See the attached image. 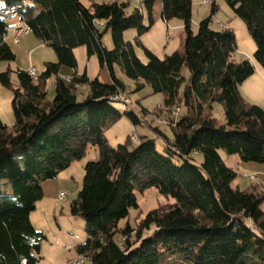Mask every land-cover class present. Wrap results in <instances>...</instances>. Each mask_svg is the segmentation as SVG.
<instances>
[{
  "label": "trees",
  "instance_id": "1",
  "mask_svg": "<svg viewBox=\"0 0 264 264\" xmlns=\"http://www.w3.org/2000/svg\"><path fill=\"white\" fill-rule=\"evenodd\" d=\"M157 1L143 0L128 13L129 2L120 0L89 6L81 0H0V59H15L4 39L10 25L1 14L10 8L18 12L13 20L25 22L57 55L36 79L18 69L17 87L10 69L0 72V81L14 91L15 118L8 127L0 117V264H40L47 236L36 229L31 214L43 198V182L82 159L89 146L98 149L99 157L84 166L83 183L71 202V213L83 219L88 235L76 245L87 264H264V192L233 187L238 174L220 154L224 150L264 163V108L240 91L255 65L250 58H236L231 26H212L219 9L215 0L209 1L211 13L196 33L192 0H160L164 20H182L185 49L161 58L137 40L147 56L144 62L124 33L148 31L143 6L152 19ZM226 1L245 21L256 44L254 58L264 69V0ZM107 31L112 49L104 43ZM79 46L108 68L112 82L91 79L86 71L69 81L59 75L62 65L77 68ZM116 66L137 90L149 85L153 93L164 94L168 107L186 106L187 114L170 124L172 138L156 130L166 143L163 150L148 136L132 148L109 143L106 130L123 115L143 122L136 111L121 112L114 105L122 100L113 97L127 88ZM53 76L51 99L47 80ZM217 103L224 107L222 124L211 113ZM149 188L174 201L148 211L139 228L120 227L139 205L136 192Z\"/></svg>",
  "mask_w": 264,
  "mask_h": 264
},
{
  "label": "rangeland",
  "instance_id": "2",
  "mask_svg": "<svg viewBox=\"0 0 264 264\" xmlns=\"http://www.w3.org/2000/svg\"><path fill=\"white\" fill-rule=\"evenodd\" d=\"M81 1L89 6L93 1L100 0ZM120 1L129 2L128 13H131L143 0ZM215 1L219 9L212 26L219 28L220 22L231 26L235 31L238 44L236 58L238 60L243 58L253 60L256 44L245 21L235 15L226 0ZM192 2V29L196 33L199 30V22L211 13L212 3L206 2V0H192ZM143 9L144 25L149 27L148 31L140 36L136 29L126 30L124 33L125 40L134 44L139 57L144 62L147 61L144 49L137 43V40L161 58L175 50L184 51L186 33L182 20L178 17H173L168 21L164 20L161 16L160 2L157 3L156 9L152 13V19L144 6ZM19 21V18L18 20H8V24L11 27H16L18 24L20 25ZM104 43L109 49L114 47L110 31L105 33ZM8 44L15 53V59L11 61L0 59V72L11 70L10 76L13 87L18 85V69L27 71L35 67L39 74L45 69L47 62L57 61V55L53 47L43 43L33 32L24 34L19 42H15L14 38L10 37ZM74 51L78 61L77 68L62 65L59 70L61 77L69 81L75 73L82 74L86 71L91 79L97 77L104 83L112 82L108 68L100 67L96 55L88 56L85 46H79ZM257 66L260 67L258 64ZM259 70L256 69V72L250 76L252 79L246 87L244 86L245 89H242V93H244L243 96L246 100L264 108V69ZM116 73L127 85L124 94L130 102L125 104L122 101H116L114 105L121 112L126 110L136 111L143 122L135 124L128 115H123L120 120L106 130L105 134L109 143L113 146L125 144L132 148L138 145L142 137L148 136L156 140L160 151L163 150L166 143L157 131L163 132L169 138H172L173 131L170 124L172 120L179 119L187 114L186 106L179 103L168 107L165 104L163 93H153L149 85L137 90L135 83L124 74L119 66H116ZM184 74L186 77L190 75L187 67L184 68ZM33 77L36 79L38 75L36 74ZM55 79L56 76H53L47 80L48 96L51 99L54 96ZM79 88L82 92L88 90L86 86H80ZM183 93L184 86L180 90L181 100ZM13 96V88L4 85L0 81V117L8 127H12L15 122L12 111ZM211 113L219 124L225 123L222 104L217 103ZM133 135L137 137L136 141L132 139ZM220 154L225 163L238 174L232 183L233 187L241 190L254 187L258 192H264V163L243 161L238 154H228L224 150H221ZM98 157V149L89 146L86 155L82 159L72 162L56 178L43 182V198L38 201L36 209L31 214L36 229L47 236V239L41 245L42 260L40 264H77L76 259L79 258V254L76 245L85 243L88 235L83 219L71 213V202L76 198L78 189L83 183L84 166L90 161L97 160ZM195 160L198 163L202 162V155L196 154ZM60 193L65 194V198L62 200L59 198ZM136 193L139 205L137 208H131L129 216L121 220L120 227L129 224L132 228H139L148 211L160 206H167L174 201L172 197L161 195L156 188H149L144 192L137 191ZM262 209L264 210V202ZM81 264H87V261Z\"/></svg>",
  "mask_w": 264,
  "mask_h": 264
},
{
  "label": "built area",
  "instance_id": "3",
  "mask_svg": "<svg viewBox=\"0 0 264 264\" xmlns=\"http://www.w3.org/2000/svg\"><path fill=\"white\" fill-rule=\"evenodd\" d=\"M210 0H206V2H209ZM1 14L7 19V20H13L18 16V12H16L15 8L5 9L1 11ZM31 32L30 27L25 22H20V25L16 27H7L6 33L4 34V39H8L11 35L13 36L15 42H19L21 37L24 34H28ZM31 76L38 75V72L36 71L35 67H32L31 69L27 70ZM114 99L122 100L125 104L130 102L129 98L125 96V94H119L113 97ZM132 139L134 141L137 140V137L135 135L132 136ZM60 200L65 198L64 193L59 194ZM86 256L79 255V258L76 259L77 264L85 263Z\"/></svg>",
  "mask_w": 264,
  "mask_h": 264
},
{
  "label": "crops",
  "instance_id": "4",
  "mask_svg": "<svg viewBox=\"0 0 264 264\" xmlns=\"http://www.w3.org/2000/svg\"><path fill=\"white\" fill-rule=\"evenodd\" d=\"M158 2H160V7H161V9H162V2L159 0V1H157V3ZM157 3L155 4V9H156V7H157ZM223 23V22H222ZM221 23V24H222ZM224 24V23H223ZM10 37H13L12 35L10 36ZM9 37V38H10ZM9 38H8V40H9ZM251 61L254 63V65H255V72H256V69L257 70H259V69H263V68H260V67H262L256 60H255V58H253V60L251 59ZM256 61V62H255ZM256 63V64H255ZM257 64L258 65H260V67L259 66H257ZM260 72H261V70H259ZM263 71V70H262ZM250 79H252V78H248V79H246L241 85H240V91H241V93H242V89L244 90L245 88H244V86L246 87V85H248V83H249V81H250ZM242 95H244V93H242Z\"/></svg>",
  "mask_w": 264,
  "mask_h": 264
}]
</instances>
